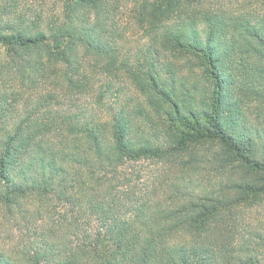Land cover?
<instances>
[{
	"label": "trees",
	"instance_id": "obj_1",
	"mask_svg": "<svg viewBox=\"0 0 264 264\" xmlns=\"http://www.w3.org/2000/svg\"><path fill=\"white\" fill-rule=\"evenodd\" d=\"M209 2L0 0V207H70L0 264H264V231L239 244L227 223L264 201V14ZM205 143L226 157L210 186L168 158ZM143 159L188 174L166 203L114 193Z\"/></svg>",
	"mask_w": 264,
	"mask_h": 264
},
{
	"label": "rangeland",
	"instance_id": "obj_2",
	"mask_svg": "<svg viewBox=\"0 0 264 264\" xmlns=\"http://www.w3.org/2000/svg\"><path fill=\"white\" fill-rule=\"evenodd\" d=\"M40 1H46L48 5H51L54 0H39V2ZM30 3H32V1H30ZM223 5L234 12L255 10L260 15L264 14V0H210V2L207 3L208 7ZM129 10L130 6L122 7L119 13L124 25H132ZM130 29L132 32L135 31L133 25ZM128 36L131 37L132 40L127 43V46L133 47L139 37L132 35V33L128 34ZM106 80L115 81L112 78H103V82ZM115 86V88H119V90L122 91L121 99H123V101H126L129 96H132L133 92L129 86H127L126 80L116 79ZM92 100V97H82L79 102L74 104L77 105V108L87 109L88 107H92ZM112 100L113 99H111V101ZM68 102L69 101H65V104H72L71 101L70 103ZM76 107H74L73 110H78ZM261 110L262 108L257 107L256 104L249 109V123L259 124L263 122L262 118L259 119V117H261ZM258 120L260 122H258ZM168 158H181L179 162L189 161V165L192 164L193 166H197L199 170L201 169L199 173L201 175L198 174L195 180L198 181L201 179L207 184L208 180H213L212 164L216 160L226 157L221 155V149L218 144L205 143L193 146L185 152L168 156ZM172 161H174V159H172ZM170 166L169 163H163L156 159H143L136 162H129L119 171L118 188H116V190L114 189V193L118 197L130 194L134 196L132 199H139V201L152 199L154 201L166 203L169 200L172 190L168 187L170 180L178 177L181 179L182 176L185 177L188 175L185 173L183 175L181 173H174L176 170L172 171V167ZM182 180L180 183H182ZM211 184L213 185V182ZM211 184L208 182L207 185L210 186ZM57 206L58 209H55L54 213H52V207L49 208L50 210L47 208L43 209L42 204L39 202H34L32 205L28 206L29 212L25 213H16L17 209L10 210L6 207H0V253L6 255L14 249L22 248L26 244L29 246L34 245L40 230L51 226L58 218V213H60L61 216H70V207L64 205ZM227 223L229 224L228 226L232 228L230 231L237 233L236 238H239L237 243L241 244L248 242L249 245L254 243V241L250 243V241L254 239V232L264 231V201L256 204L253 203L252 205L248 204L245 207L242 206L238 212L236 221L228 220ZM261 253V257L264 260V252Z\"/></svg>",
	"mask_w": 264,
	"mask_h": 264
}]
</instances>
